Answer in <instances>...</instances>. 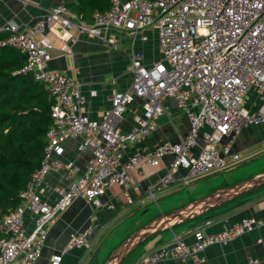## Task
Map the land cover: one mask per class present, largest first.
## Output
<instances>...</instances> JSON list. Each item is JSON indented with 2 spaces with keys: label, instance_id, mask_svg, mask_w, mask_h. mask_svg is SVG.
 Returning a JSON list of instances; mask_svg holds the SVG:
<instances>
[{
  "label": "built area",
  "instance_id": "2783aa9c",
  "mask_svg": "<svg viewBox=\"0 0 264 264\" xmlns=\"http://www.w3.org/2000/svg\"><path fill=\"white\" fill-rule=\"evenodd\" d=\"M109 2L105 12H93L91 23L80 21L60 2L29 28L20 29L12 22L2 28L10 32L2 44L27 54L21 72H30L54 103L40 166L30 174L19 195L20 203L0 217V264H36L50 221L74 198L101 207V196L107 189L118 187L127 194L131 169L156 167L162 157L170 155L163 175L147 189V198L154 201L179 174L188 182L223 169L227 159H239L233 145L241 129L264 123V0ZM72 27L96 37L108 28L131 33L155 28L158 60L146 65L141 52H131V85L126 91L114 90L100 121L81 111L85 98L78 81L48 68L52 42L47 33L60 39L62 51L70 53L68 42L72 38L68 32ZM250 93L254 97L247 105ZM134 98L143 99L141 112L133 116L128 130L122 131L120 122ZM168 98L185 115L186 134L152 149H136L122 160L129 144L153 132L156 120L164 114L162 100ZM75 138H81V149L90 151L83 171L72 161L59 160L63 142ZM59 170L69 183L57 189L53 202H47L34 187L49 171ZM127 201L131 203L132 198L127 196ZM26 211L32 216L30 231L25 228ZM262 227L264 218L249 216L217 233L197 229L193 243L173 236L169 244L152 250L138 264H154L170 257L178 258L181 264H197L206 247ZM88 233L72 234L65 250L90 249ZM61 258V254H55L49 263L60 264ZM248 262L258 264L255 258Z\"/></svg>",
  "mask_w": 264,
  "mask_h": 264
},
{
  "label": "crops",
  "instance_id": "0c3cea01",
  "mask_svg": "<svg viewBox=\"0 0 264 264\" xmlns=\"http://www.w3.org/2000/svg\"><path fill=\"white\" fill-rule=\"evenodd\" d=\"M72 1L74 0H0V29L11 22L20 29L29 28L40 21L51 7L60 2L68 7ZM88 19H90L89 16L83 22L91 23ZM68 34L72 38L68 42L70 53L62 51L60 39L51 32L47 33L52 42L48 68L78 81L85 98L81 111L90 119L97 121L103 118L104 110L110 106L114 90L126 91L131 85V52H141L143 63L146 65L152 64L159 58L154 27L145 28L137 33L108 28L102 30L98 37L81 33L77 27H72ZM142 35L144 39L141 38ZM253 97L247 99V105ZM142 104L143 99L134 98L127 105L120 122L122 131L128 130L131 126L133 116L141 112ZM162 105L164 114L156 120L153 132L129 144L123 151L122 160H126L136 149H152L164 141H177L186 134L188 121L176 102L168 98L162 100ZM263 124L249 125L241 129L233 145V150L239 154V159L253 155L264 148V133L261 129ZM81 143V138L64 141L63 153L59 156V160L63 163L72 161L83 171L90 151L81 149ZM260 153H256L254 157L241 165L233 166L239 159H227L224 167L228 166L230 169L222 171L223 176H218L215 180L197 187L198 189L193 192L195 194L193 196L196 197L190 196L192 194H188L185 189H178L177 186L184 182L179 174L162 193L157 195L166 198L163 201L165 207L163 209L160 207L161 211L156 209L151 211L152 208L148 207L150 204L148 201L151 200L147 198V189L163 175L171 156L162 157L156 167L136 166L130 170L127 194L118 187L109 188L101 196L102 206L98 208L84 198H74L64 211L52 219L48 225L41 256L36 264H50V257L55 254L62 255L60 264H102L96 255L104 239L113 237L111 245L102 252V255L106 256L127 236L155 216L176 209L195 200L194 198L204 197L218 189L234 185L263 172L264 170L248 175L249 177H234L236 173L245 171L247 166L263 161L264 152ZM68 183L69 181L64 179L63 170L49 171L34 187V191L45 201L53 202L58 195L57 189L67 186ZM202 190L206 191L199 193ZM249 192L208 210L198 217L177 221L141 239L119 264H138L152 250L169 244L173 236H179L187 243H193V232L197 229L212 234L244 217L264 218V185ZM127 196L132 198L131 203L127 201ZM186 198L189 200L186 203L174 205ZM157 201L156 198L153 202L158 203ZM24 223L25 228L30 231L32 216L28 211L24 214ZM86 230H89L86 239L91 245L90 249L75 248L66 251L65 245L70 236ZM263 233L262 227L243 233L225 243L208 246L201 253L202 261L197 264H249L248 260L252 258L257 259L258 264H264ZM154 264H181V261L170 257Z\"/></svg>",
  "mask_w": 264,
  "mask_h": 264
},
{
  "label": "trees",
  "instance_id": "16d2710c",
  "mask_svg": "<svg viewBox=\"0 0 264 264\" xmlns=\"http://www.w3.org/2000/svg\"><path fill=\"white\" fill-rule=\"evenodd\" d=\"M109 6V0H74L68 4L80 21L89 16V22L95 10L103 13ZM9 34L0 29V217L20 203L19 195L30 174L40 166L54 103L30 72H21L26 63L24 53L2 44Z\"/></svg>",
  "mask_w": 264,
  "mask_h": 264
},
{
  "label": "water",
  "instance_id": "95a60500",
  "mask_svg": "<svg viewBox=\"0 0 264 264\" xmlns=\"http://www.w3.org/2000/svg\"><path fill=\"white\" fill-rule=\"evenodd\" d=\"M27 58V54L23 55ZM264 185V171L234 185L218 189L204 197L192 200L176 209L155 216L120 242L102 264H119L141 239L169 227L177 221L198 217L225 202Z\"/></svg>",
  "mask_w": 264,
  "mask_h": 264
},
{
  "label": "rangeland",
  "instance_id": "374dc122",
  "mask_svg": "<svg viewBox=\"0 0 264 264\" xmlns=\"http://www.w3.org/2000/svg\"><path fill=\"white\" fill-rule=\"evenodd\" d=\"M253 96V93H250L249 94V97L251 98ZM261 129H262V131H263V133H264V124L263 125H261ZM251 128V127H250ZM250 128H249V131H250ZM264 152V148H262L261 150H259L258 152H255L253 155H249V156H243L242 158L240 157V159L239 160H237V161H235V163H234V165L233 166H235V165H241V164H243L244 162H246V161H248V159H250V158H252V157H254V155H256V153H263ZM260 153V154H261ZM256 157V156H255ZM259 160H263V159H259ZM228 169H230V167H224L222 170H218V171H213V172H211V173H209V174H207V175H203V176H200V177H197V178H194V179H191V180H189L188 182H182V183H180V185H178L177 187H178V189H185V191L188 193V194H192V195H190V196H193V195H195L193 192H194V190H196V189H198L197 187H200L202 184H206V183H208V182H210V181H213V180H215L218 176H223L224 175V173H222V171H226V170H228ZM245 171H240L239 173H236L237 175H234V177H240V178H242V177H249L248 175H254L255 173H258V172H260V171H263L264 170V160L263 161H261V162H259V163H255V164H253V165H251V166H247L246 167V169H244ZM226 174V173H225ZM206 190H202V191H200L199 193H203V192H205ZM202 195V194H201ZM193 197H196V196H193ZM201 197V196H200ZM157 199H158V203H160L159 205H158V203H155V202H153L152 200L151 201H148V202H150V204L148 205V207H151L152 209H151V211L153 210V209H156V211H161L160 209L162 208H164L165 207V205H163V201L166 199V198H163V196H161V195H159V196H157L156 197ZM194 199H196V198H194ZM185 201V202H184ZM184 201H179V202H176V204H174V205H179V204H181V203H186L187 201H189V200H187V198L184 200ZM173 204L171 205V207L173 206ZM161 207V208H160ZM107 237V236H106ZM105 237V238H106ZM112 239H113V237H108V238H106V239H104V243H103V245L101 246V248H100V250H99V252L97 253V257L98 258H100V263H103V261L106 259V257L109 255V253L108 254H106V256H103L102 255V252L105 250V248L106 247H108V246H110L111 245V243H112Z\"/></svg>",
  "mask_w": 264,
  "mask_h": 264
}]
</instances>
